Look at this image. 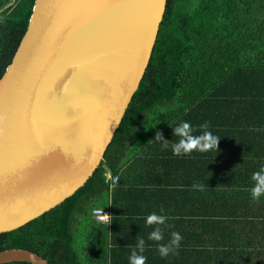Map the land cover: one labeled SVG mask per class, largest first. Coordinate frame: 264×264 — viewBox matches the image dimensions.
<instances>
[{
	"label": "trees",
	"instance_id": "16d2710c",
	"mask_svg": "<svg viewBox=\"0 0 264 264\" xmlns=\"http://www.w3.org/2000/svg\"><path fill=\"white\" fill-rule=\"evenodd\" d=\"M35 1L0 0V80ZM181 122H189L195 135L208 122V130L221 138L218 150L176 157L170 146L152 142L157 132L177 142L172 127ZM125 167L137 174L140 167L147 186L136 185V175L125 176ZM262 167L264 0H168L151 61L104 161L74 196L0 234V252L24 249L49 264H116L120 221L154 230L146 217L123 219L116 212L118 196L132 192L133 201L157 193L175 205L155 212L169 218L163 232L183 239L176 255L151 252L156 264H264V196L259 202L250 196L252 174ZM108 174L119 178L113 190ZM193 184L204 185V191H194ZM95 209L111 210L110 225L94 220ZM148 213L142 216L153 212Z\"/></svg>",
	"mask_w": 264,
	"mask_h": 264
},
{
	"label": "water",
	"instance_id": "95a60500",
	"mask_svg": "<svg viewBox=\"0 0 264 264\" xmlns=\"http://www.w3.org/2000/svg\"><path fill=\"white\" fill-rule=\"evenodd\" d=\"M168 0H36L0 80V234L83 188L152 58ZM49 264L24 250L0 264Z\"/></svg>",
	"mask_w": 264,
	"mask_h": 264
},
{
	"label": "clouds",
	"instance_id": "9594fccd",
	"mask_svg": "<svg viewBox=\"0 0 264 264\" xmlns=\"http://www.w3.org/2000/svg\"><path fill=\"white\" fill-rule=\"evenodd\" d=\"M201 134L195 135L196 129L189 122H181L177 126L172 127L174 137H178L177 142H171L163 138V133L157 132L155 140L152 142L161 143L162 147L168 149L171 147L172 154L176 157L190 156L193 152L207 153L209 151H217L220 137L209 131V123L205 122L198 126ZM251 180L253 186L250 189V196L254 202H259L264 196V167L252 174ZM194 190L204 191V185L193 184ZM163 213V209H161ZM169 218L163 214H152L146 217V225L153 227L148 235V239L156 242L157 251L161 258H167L169 255L178 254L183 237L178 232H172L170 239L166 243L164 241L163 226ZM131 254L129 256V264H146L145 240L138 238L134 246H131Z\"/></svg>",
	"mask_w": 264,
	"mask_h": 264
},
{
	"label": "crops",
	"instance_id": "0c3cea01",
	"mask_svg": "<svg viewBox=\"0 0 264 264\" xmlns=\"http://www.w3.org/2000/svg\"><path fill=\"white\" fill-rule=\"evenodd\" d=\"M135 171L136 169L134 171H131V170H127L126 167L123 168V174L125 176L133 180V178L136 175L137 179H135L136 180L135 184L138 186L146 187L147 186L146 184L149 183V177L145 176L146 180L141 178V175L143 174H140V167L138 168L139 171L138 174L135 173ZM194 191L190 189V192L193 193ZM132 196L133 193L131 192V195L129 196L125 194L123 195V197L118 196L117 198V203L115 204L117 209L116 212L120 213L123 219H126L128 217L129 218L147 217L145 215L142 216L143 212H149L148 214H150L152 212L161 211V209L170 212V210L175 207L174 204H170L167 201H162L160 196H158L160 199L156 198L157 193L153 198H150L149 194L145 196L139 194L137 195V197H134L133 201L131 200ZM186 202L187 201L185 199V203ZM134 225H135L134 223L128 221L125 223L120 221L116 226L114 241L120 245V248L117 251L118 257L115 259L118 261V263L116 262V264H129V256L132 250L131 246H134L133 243H136V240L138 238H143L145 240V251L143 255L146 256L147 258L146 264H156V258L154 257V254L151 255V252H153L155 249L157 250L156 242L148 239L149 233L153 230L146 229V227H139L135 229ZM164 230H167V227L164 228ZM170 237L171 234L164 232V241H168ZM92 238L94 241L101 242V239H99L98 236L92 235ZM146 245L148 248L146 247Z\"/></svg>",
	"mask_w": 264,
	"mask_h": 264
},
{
	"label": "built area",
	"instance_id": "2783aa9c",
	"mask_svg": "<svg viewBox=\"0 0 264 264\" xmlns=\"http://www.w3.org/2000/svg\"><path fill=\"white\" fill-rule=\"evenodd\" d=\"M108 179L112 182L111 189L113 190L114 187L117 185L119 178L118 177L113 178L110 174H108ZM92 216L95 221L103 225H110L112 220V212L110 209L109 210L95 209L93 210Z\"/></svg>",
	"mask_w": 264,
	"mask_h": 264
}]
</instances>
